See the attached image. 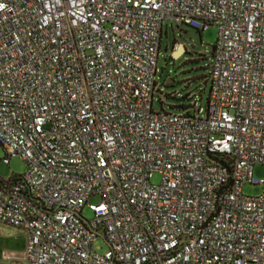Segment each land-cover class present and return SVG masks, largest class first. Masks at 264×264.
I'll return each instance as SVG.
<instances>
[{
  "label": "built area",
  "instance_id": "built-area-1",
  "mask_svg": "<svg viewBox=\"0 0 264 264\" xmlns=\"http://www.w3.org/2000/svg\"><path fill=\"white\" fill-rule=\"evenodd\" d=\"M168 24L219 30L204 116L155 109ZM0 144L31 264H264V0H0Z\"/></svg>",
  "mask_w": 264,
  "mask_h": 264
},
{
  "label": "rangeland",
  "instance_id": "rangeland-1",
  "mask_svg": "<svg viewBox=\"0 0 264 264\" xmlns=\"http://www.w3.org/2000/svg\"><path fill=\"white\" fill-rule=\"evenodd\" d=\"M218 34L217 27H211L204 33H200L186 25L168 24L165 26L158 74V82L162 85L163 96L159 97L157 94L155 98L156 110L183 114L184 110L179 107H196V110H203L202 116L205 115L210 93L206 77L212 64V50L217 42ZM181 44L186 48V52L179 58L173 57V53L180 48ZM169 79L174 82L171 86L167 84ZM5 157V150L0 144V179L7 180L13 176H23L26 171V163L20 158L13 157L10 165H7L3 161ZM254 175L260 180L264 179V166H257ZM152 183L160 184L161 176L155 174ZM262 194L261 186L245 188L247 196L258 197ZM100 202L101 199L97 196L91 200V204L94 205ZM84 217L88 220L94 217L88 207L84 210ZM26 243L27 233L25 230L0 227V264H31L21 259V251L25 249ZM96 250L104 254L107 251V246L99 241L96 244ZM11 253H17L19 260L5 258V255Z\"/></svg>",
  "mask_w": 264,
  "mask_h": 264
},
{
  "label": "water",
  "instance_id": "water-1",
  "mask_svg": "<svg viewBox=\"0 0 264 264\" xmlns=\"http://www.w3.org/2000/svg\"><path fill=\"white\" fill-rule=\"evenodd\" d=\"M215 49L213 48V50L212 51H214ZM186 52V48L184 47V45H180V48L176 51V52H174L173 53V57H175V58H179L180 56H182L184 53ZM174 82L171 80V79H169V80H167V84L168 85H172ZM179 109H181L182 110V108H180L179 107Z\"/></svg>",
  "mask_w": 264,
  "mask_h": 264
},
{
  "label": "trees",
  "instance_id": "trees-1",
  "mask_svg": "<svg viewBox=\"0 0 264 264\" xmlns=\"http://www.w3.org/2000/svg\"><path fill=\"white\" fill-rule=\"evenodd\" d=\"M200 33H203L202 31H199ZM202 58V57H201ZM210 71H211V65H210ZM210 71H209V73H208V75H207V77H206V82H207V84H209V78H210ZM169 86H171V85H169ZM210 87V86H209ZM180 108H182V109H189V108H185V107H180ZM14 178H20L21 176H19V177H17V176H13Z\"/></svg>",
  "mask_w": 264,
  "mask_h": 264
},
{
  "label": "crops",
  "instance_id": "crops-1",
  "mask_svg": "<svg viewBox=\"0 0 264 264\" xmlns=\"http://www.w3.org/2000/svg\"><path fill=\"white\" fill-rule=\"evenodd\" d=\"M2 226H6V227H12V226H9V225H0V227H2ZM14 228V227H13ZM18 229V228H17ZM27 244V243H26ZM26 247V246H25ZM24 251H25V249L24 250H22L21 252H22V254L24 253ZM16 255L17 253H11V255Z\"/></svg>",
  "mask_w": 264,
  "mask_h": 264
}]
</instances>
